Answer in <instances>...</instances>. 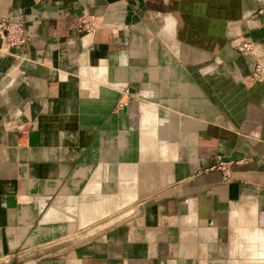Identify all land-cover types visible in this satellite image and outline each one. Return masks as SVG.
<instances>
[{
	"label": "crops",
	"instance_id": "obj_1",
	"mask_svg": "<svg viewBox=\"0 0 264 264\" xmlns=\"http://www.w3.org/2000/svg\"><path fill=\"white\" fill-rule=\"evenodd\" d=\"M82 12L99 27L77 31ZM0 264H264V0H0Z\"/></svg>",
	"mask_w": 264,
	"mask_h": 264
},
{
	"label": "built area",
	"instance_id": "obj_2",
	"mask_svg": "<svg viewBox=\"0 0 264 264\" xmlns=\"http://www.w3.org/2000/svg\"><path fill=\"white\" fill-rule=\"evenodd\" d=\"M77 31L82 34H91L98 27L94 16L82 12L77 18ZM28 41L22 21L16 18L0 17V48L23 45ZM236 48L247 55L254 56L253 67L249 73L242 77L244 84L264 82V54L260 52L254 40L246 36L234 38Z\"/></svg>",
	"mask_w": 264,
	"mask_h": 264
}]
</instances>
